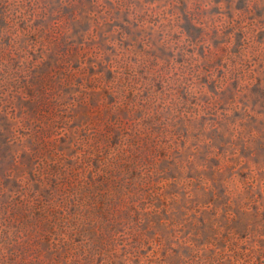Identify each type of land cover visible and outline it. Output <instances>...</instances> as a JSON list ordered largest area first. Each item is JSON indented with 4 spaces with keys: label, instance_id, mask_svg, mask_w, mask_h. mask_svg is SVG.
<instances>
[{
    "label": "rangeland",
    "instance_id": "rangeland-1",
    "mask_svg": "<svg viewBox=\"0 0 264 264\" xmlns=\"http://www.w3.org/2000/svg\"><path fill=\"white\" fill-rule=\"evenodd\" d=\"M0 264H264V0H0Z\"/></svg>",
    "mask_w": 264,
    "mask_h": 264
}]
</instances>
